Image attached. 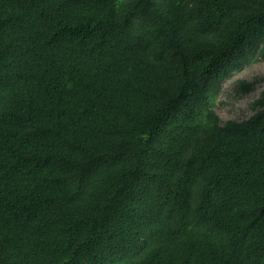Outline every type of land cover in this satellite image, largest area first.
Returning a JSON list of instances; mask_svg holds the SVG:
<instances>
[{
	"label": "trees",
	"instance_id": "16d2710c",
	"mask_svg": "<svg viewBox=\"0 0 264 264\" xmlns=\"http://www.w3.org/2000/svg\"><path fill=\"white\" fill-rule=\"evenodd\" d=\"M259 61L264 0H0V264H264Z\"/></svg>",
	"mask_w": 264,
	"mask_h": 264
},
{
	"label": "rangeland",
	"instance_id": "374dc122",
	"mask_svg": "<svg viewBox=\"0 0 264 264\" xmlns=\"http://www.w3.org/2000/svg\"><path fill=\"white\" fill-rule=\"evenodd\" d=\"M241 81L248 83L256 81L254 91L243 94L242 90L237 88ZM262 91H264V61H259L224 82L216 102V112L223 122L247 119L254 113L251 105Z\"/></svg>",
	"mask_w": 264,
	"mask_h": 264
}]
</instances>
